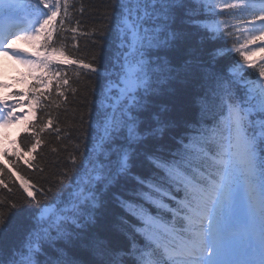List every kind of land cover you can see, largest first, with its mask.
I'll return each instance as SVG.
<instances>
[{
	"label": "snow or ice",
	"instance_id": "1",
	"mask_svg": "<svg viewBox=\"0 0 264 264\" xmlns=\"http://www.w3.org/2000/svg\"><path fill=\"white\" fill-rule=\"evenodd\" d=\"M71 3L0 0V56L49 73L47 78H34L45 88L56 80V95L64 100L67 96L61 89L69 80L59 65H79L102 75L93 64L70 59L66 53L65 33L75 39L79 31L78 22L77 27L68 26ZM186 8L195 12L197 5L187 0H115L114 12L106 16L113 17L112 43L119 70L105 77L99 107L90 113L92 133L76 144L70 166L40 198L35 192L41 189L24 187L27 223L18 243L4 242L11 223L0 210V264H264V64L256 68L250 59L255 51H242L249 44L264 42V0H200L201 12H227L246 25L245 32L253 33L240 47L218 49L219 56L234 51L242 57L243 62L235 61L227 76L189 64L181 67L169 59L181 39L175 18ZM198 27L211 33L209 39H220L222 28L233 36L228 31L233 25L215 17ZM98 32L103 36L102 28ZM17 40L35 51L13 50ZM258 51L264 52V44ZM250 68L256 72L246 77ZM172 78L184 81L190 114L158 121L149 135L162 138L171 127L191 134L181 137L174 152L164 146L144 149L154 174L134 177L131 196L119 199L126 214L119 234L127 243L100 236L95 232L100 189L111 191L114 183L131 174L147 138L138 123L144 94L162 79L171 86ZM51 95L34 94L32 100H51ZM54 103L56 108L61 106ZM19 106V101L9 105L0 99V127L22 119L15 115ZM80 120L83 124L84 117ZM53 125L52 118L39 130L33 125L29 154L41 146L42 132H60L59 125ZM0 186L8 188L3 180ZM175 191L183 196L173 208L166 202L175 200ZM4 203L0 196V205ZM163 213H171V220L164 222Z\"/></svg>",
	"mask_w": 264,
	"mask_h": 264
},
{
	"label": "trees",
	"instance_id": "2",
	"mask_svg": "<svg viewBox=\"0 0 264 264\" xmlns=\"http://www.w3.org/2000/svg\"><path fill=\"white\" fill-rule=\"evenodd\" d=\"M187 3L196 4L197 9L192 12L190 8H186L182 14L175 18V28L181 33V39L176 48L170 52L169 59L181 67L189 64L203 72H216L227 76V70L239 58L237 54L233 53L234 51L227 52L223 56L217 55V51L218 49L232 48L231 41L224 33L223 28L220 39H209L211 33L206 32L198 25L211 23L213 17L229 23L236 22V20L231 18L227 12L218 15L207 11L201 12L200 0H187ZM114 4L115 0H72L69 9L71 23L68 26L77 27L78 22L79 31L75 33V39H72V33H65L68 37L65 41L66 53L70 59H80L84 63L93 64L102 70V75L97 76L96 73L81 68L79 65H59V70L67 73L69 80V84L61 89L65 92L67 100L56 95V84H54L49 92L52 94L51 100L41 98L37 103V118L33 125L37 126V130H39L48 118H52L54 120L53 127L58 124L60 132L56 133L52 129L42 132L41 146L36 152L29 154L32 125L30 127L31 134L22 136L18 140L13 154L4 161H0V168L4 169V173L0 174V180H3L8 188L12 189L9 192L8 188L0 186V196L5 201L3 205H0V210L5 212L11 223V230L4 236L6 244L18 243L23 238L22 227L27 223L26 209L28 208V205L24 203L27 197L24 187L34 185L35 189H41V191L35 192L37 198H40L42 191L52 186L59 173L70 166L69 157L75 154L76 144L92 133L94 124L92 127L89 126L90 113L99 107L100 90L106 83L105 77L108 73L119 70V65L114 59L117 49L112 43L113 17L106 16V13L114 12ZM190 16L195 19H189ZM101 28L104 32L103 36H100L98 32ZM247 74H251V72H247ZM172 79L171 86L162 79L153 91L144 94V99L141 102L144 107L141 110L138 123L144 127V135L147 138L136 157L137 162L131 174L120 179L118 183H114L111 191L107 187L100 189L98 195L101 197V206L95 210V232L100 236L127 243L125 238L119 234L121 217L126 216L120 207L119 199L131 196L132 190L136 186L134 177L154 174L150 170L144 149H159L164 146L166 150L174 152L181 137L191 134L171 127L162 138H153L149 135V131L157 125L158 121H173L190 114L185 107L188 97L184 81ZM49 93L44 95L47 96ZM34 94L39 95L37 91H33V86H30L28 89L30 99ZM54 102H59L61 106L56 108ZM49 113L51 117H49ZM81 116L84 117L83 124L80 120ZM52 148H56L57 151L53 152ZM41 168L44 171H41ZM174 195L175 200L166 202L169 207L173 208L176 207V200H180L183 193L175 191ZM12 203H16L18 207L11 208ZM162 215L164 222L171 220V213ZM127 219L134 224L138 223L132 217H127ZM82 256L87 259L86 254H82Z\"/></svg>",
	"mask_w": 264,
	"mask_h": 264
},
{
	"label": "rangeland",
	"instance_id": "3",
	"mask_svg": "<svg viewBox=\"0 0 264 264\" xmlns=\"http://www.w3.org/2000/svg\"><path fill=\"white\" fill-rule=\"evenodd\" d=\"M247 35L250 37L253 35V33L249 30ZM15 42L17 46H23L25 50L29 51V53H33L35 51L32 45L28 43H21L17 41ZM251 45L253 44H249L248 46ZM249 49L253 50V48L251 47ZM256 55L257 54H253L252 59L256 57ZM262 61L264 62V57ZM17 67H20V65L12 68L13 73L17 75V77L13 80L10 79L11 73L9 72L8 74L6 67L3 68V76L5 78V89L3 90V98L4 100L10 99L11 101H13L14 94H21V99L19 100L20 106L16 108V111L17 116H21L22 119L18 122L12 123L11 125L0 127V157H3L4 155L12 152L14 140L20 134L24 133L35 119V106L30 104L31 102L29 98L25 95V88L27 87L30 81L35 79L34 77L39 78L41 76H44L47 78L49 76V74L46 72L30 69L27 65L24 64H22V72L20 73V70ZM59 78L60 77H57V79ZM52 83H56V80H53ZM51 86L47 88L41 86L40 89L41 91L46 92L49 91ZM6 137H11V141L6 142Z\"/></svg>",
	"mask_w": 264,
	"mask_h": 264
},
{
	"label": "bare ground",
	"instance_id": "4",
	"mask_svg": "<svg viewBox=\"0 0 264 264\" xmlns=\"http://www.w3.org/2000/svg\"><path fill=\"white\" fill-rule=\"evenodd\" d=\"M22 41V40H20ZM23 42V41H22ZM16 42L13 44V48L15 47ZM16 50V49H14ZM20 62L16 60L15 58L11 56H0V85H5V78L3 76V68L6 67L7 72L11 73L10 79L13 80L17 77L15 73H13L12 68L15 66H19ZM20 70V68H18ZM4 87H0V99L4 100V98L1 96L2 95V90ZM7 104L12 105L15 104L17 101H19V97L14 98V102L9 101V100H4ZM15 115H17V111L15 110Z\"/></svg>",
	"mask_w": 264,
	"mask_h": 264
}]
</instances>
